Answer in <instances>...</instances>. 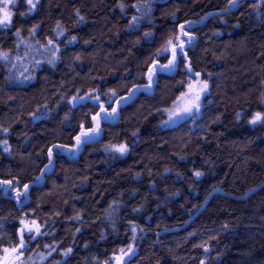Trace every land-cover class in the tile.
<instances>
[{
	"label": "trees",
	"instance_id": "obj_1",
	"mask_svg": "<svg viewBox=\"0 0 264 264\" xmlns=\"http://www.w3.org/2000/svg\"><path fill=\"white\" fill-rule=\"evenodd\" d=\"M229 6L11 7L12 26L0 29V52L9 53L0 61V250L19 243L24 224H36L42 234L24 233V264H112L129 246L127 264H264V186L235 199L264 182V123L249 122L264 116V0L221 11ZM189 36L177 67L156 73L144 91L150 69L172 59V50L167 59L157 53ZM198 78L208 84L200 114L163 128V112ZM133 91L115 119L100 120L99 134L77 145L82 131L96 128L101 104L110 113ZM120 144L124 155L111 147ZM214 190L221 193L192 219Z\"/></svg>",
	"mask_w": 264,
	"mask_h": 264
},
{
	"label": "snow or ice",
	"instance_id": "obj_2",
	"mask_svg": "<svg viewBox=\"0 0 264 264\" xmlns=\"http://www.w3.org/2000/svg\"><path fill=\"white\" fill-rule=\"evenodd\" d=\"M18 0H0V29H8L11 28L12 26V17H13V12L11 11V7L14 6ZM39 0H36V3H38ZM27 3L29 4V13L33 11L36 8V3H33V0H27ZM238 7V0H230V6L225 9H221L222 12L227 13L228 11L231 10V8ZM28 13H24V15H27ZM211 15V13L209 14ZM82 19V18H81ZM202 20L204 19L203 17L201 18ZM137 21V17H133L131 24H135ZM187 27H191V23L187 25ZM180 31L182 35H188V33L185 31V25L180 26ZM17 36L20 35L19 31L15 33ZM145 35H150V33H145ZM75 40V37L72 38ZM176 40H180V44L176 45L173 40H169L168 43L169 45L172 46V59L168 61L167 64H160L158 66H154L152 69H150V73L148 76L149 79V84L144 86L143 90L148 91L151 88L152 83H154V75L158 72H164L168 71L171 72L177 67V61L178 57L181 53L184 52V45L185 43L191 46L193 42V38L191 36L188 37L187 41H184L181 39V37H176ZM49 44H52V41L49 40ZM71 43V41H69ZM168 51V48H163L161 51L157 53V56H162L165 59H167L166 53ZM9 60V53L8 52H0V61H8ZM188 72L191 74L192 69L189 67ZM199 76V73L196 74ZM181 86H183V82H181ZM189 90L190 92L195 91V96L194 98H190L189 102L182 108H180L179 111H170L169 112V117L168 120L163 122V126L168 127V126H174L177 124L179 121L184 120L185 118H195V115L199 113L201 104V96L204 95L207 90H208V84L207 82H200V86L198 89H193V85L189 84ZM141 89H136V91H140ZM135 95V91L130 92L128 97L121 98L116 101L117 107L112 108L110 113L105 112L104 105L101 104L100 106V112L96 113V115L93 117L94 120H97V125L96 128L90 129L88 131H82L80 136L76 137L77 140V145L86 142L87 140L92 139L95 135L99 134V121L100 120H108L109 118L115 119L117 115L118 108L122 105L127 103L129 100L132 99V97ZM115 96V93H112V97ZM189 96V93H181V98ZM112 97H109L111 100ZM89 99H95L99 100V97H92L89 96ZM178 98V101L179 99ZM84 97H74V100H83ZM264 102V101H262ZM109 107L111 105L109 104ZM177 107H179V104L177 103ZM252 124H256L257 122L259 123H264V116H262L261 113H256L255 116L252 118V120L249 121ZM83 127V126H82ZM5 132H7V129H4ZM135 135V133L133 134ZM6 143V142H5ZM58 147V146H54ZM114 151L119 152L121 155H124L128 151V147L125 144H120L119 146H111ZM7 150V149H5ZM52 155H53V150L49 149V165H51L52 162ZM49 165H46L45 167L47 168ZM195 177L198 179L202 173L200 172H195L194 173ZM39 179V178H37ZM10 183V182H6ZM25 189L28 188L27 185L24 186ZM8 189H5L7 191ZM20 197H24L25 199L27 198V191L24 193H17V198L19 199ZM35 223V222H33ZM25 231L31 232V228H24L21 229L20 231V240L19 243L12 246V247H4L0 252H2V255H0V264H24V262L20 259L23 256L24 250L27 247V242L25 241L24 238V233ZM35 231L37 234H42L40 233V228L39 225L35 227ZM133 232H135V228H133ZM30 239H35V236L30 237ZM4 238H0V244H3ZM205 252L209 251L207 247H205ZM71 249H69V252ZM129 253H133V248L129 246L128 253H125V255H128ZM127 264V262L124 260V257H118L117 258V264ZM201 264H204L202 261Z\"/></svg>",
	"mask_w": 264,
	"mask_h": 264
},
{
	"label": "rangeland",
	"instance_id": "obj_3",
	"mask_svg": "<svg viewBox=\"0 0 264 264\" xmlns=\"http://www.w3.org/2000/svg\"><path fill=\"white\" fill-rule=\"evenodd\" d=\"M166 48H168L167 53H169L170 50H172V46L171 45H168ZM200 82H202V81L199 78L197 80L191 82V85H193V89H198V87L200 86ZM184 93H189V96H185V97L181 98V95H180L178 98H181V99H179V101L177 99L170 108L166 109L163 112V114H164V120L161 122V126L163 128H167V127L163 126V122L166 121V120H168L169 112L170 111H179L180 108L184 107L189 102V99L190 98H194V96H195V91L190 92L189 87L186 89V91ZM203 96L204 95L201 96V100H200L201 108H202V103H203ZM92 97H94V96H92ZM109 97H112V93H110V96ZM109 97H108V100H107L108 102L110 101ZM177 103L179 104V107H177ZM201 108H200V111H201ZM200 111L195 116L199 115L200 114ZM187 119H190V118H185L184 120H187ZM184 120H181L178 123H180V122H182ZM168 127H172V126H168ZM36 226H37L36 224L32 225L31 226L32 231L29 232V233L32 234L33 232H36L35 231V227ZM133 228H135V232H133ZM131 231L135 234L136 233V227L135 226H131ZM131 247L133 248V246H131ZM125 253H128V250L127 251H121L118 255L113 256L112 257V260H111L112 264H117V258L118 257H122L123 256L124 259H125L130 254L129 253L128 255H125ZM22 258H23V256L20 259L22 260Z\"/></svg>",
	"mask_w": 264,
	"mask_h": 264
},
{
	"label": "water",
	"instance_id": "obj_4",
	"mask_svg": "<svg viewBox=\"0 0 264 264\" xmlns=\"http://www.w3.org/2000/svg\"><path fill=\"white\" fill-rule=\"evenodd\" d=\"M264 186V182L262 183V184H260L259 186H257V187H255V188H253V189H251L249 192H247V194L244 196V197H242V198H235V199H237V200H244V199H246V198H248L251 194H253V193H255V192H257L261 187H263ZM221 193V191L220 190H214L211 194H210V196L207 198V200L205 201V203L203 204V206H202V208L193 216V218L192 219H194V217L195 216H197L203 209H204V207L206 206V204L208 203V201H209V199L212 197V195H214L215 193ZM223 194V193H222ZM191 219V220H192ZM24 228H28V226H27V224H24V226H23V228L22 229H24ZM20 234V233H19Z\"/></svg>",
	"mask_w": 264,
	"mask_h": 264
}]
</instances>
